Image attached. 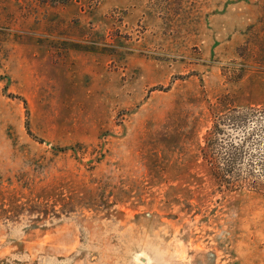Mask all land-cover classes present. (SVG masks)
Listing matches in <instances>:
<instances>
[{"label": "rangeland", "instance_id": "obj_1", "mask_svg": "<svg viewBox=\"0 0 264 264\" xmlns=\"http://www.w3.org/2000/svg\"><path fill=\"white\" fill-rule=\"evenodd\" d=\"M242 113L264 0H0V264H264V192L203 156Z\"/></svg>", "mask_w": 264, "mask_h": 264}, {"label": "trees", "instance_id": "obj_2", "mask_svg": "<svg viewBox=\"0 0 264 264\" xmlns=\"http://www.w3.org/2000/svg\"><path fill=\"white\" fill-rule=\"evenodd\" d=\"M239 112V111H238ZM243 115H235L233 117H225L223 115L217 116L212 128L208 130L205 135V144L203 146V156L206 161L212 165L213 175L215 179L228 187L249 188L253 191L264 192V158L254 160L256 156L253 149L249 148V141L264 128V124L260 123L255 127H246L253 116L246 113ZM227 124L244 127L245 130L252 128V131H245L240 142L235 138L229 139L226 151V167L224 174L222 173V156L225 152L223 149V134H225L224 127ZM243 128V129H244ZM262 139L261 137H258ZM261 141V140H260ZM250 155L249 157H247ZM246 159H249L247 161ZM261 169L263 172L256 173L255 170ZM237 170V171H236Z\"/></svg>", "mask_w": 264, "mask_h": 264}]
</instances>
